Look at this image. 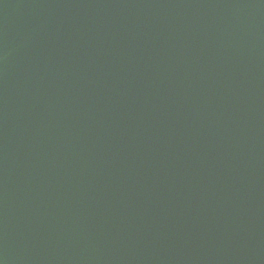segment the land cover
Returning <instances> with one entry per match:
<instances>
[{
    "label": "water",
    "instance_id": "1",
    "mask_svg": "<svg viewBox=\"0 0 264 264\" xmlns=\"http://www.w3.org/2000/svg\"><path fill=\"white\" fill-rule=\"evenodd\" d=\"M0 264H264V0H0Z\"/></svg>",
    "mask_w": 264,
    "mask_h": 264
}]
</instances>
